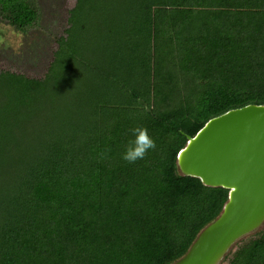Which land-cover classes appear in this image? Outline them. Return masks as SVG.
Wrapping results in <instances>:
<instances>
[{"label":"trees","instance_id":"obj_1","mask_svg":"<svg viewBox=\"0 0 264 264\" xmlns=\"http://www.w3.org/2000/svg\"><path fill=\"white\" fill-rule=\"evenodd\" d=\"M34 3L0 0V20L23 33ZM67 23L41 78L0 70V264H171L228 193L178 175V152L264 105V0H77ZM137 127L156 148L129 163ZM228 264H264V232Z\"/></svg>","mask_w":264,"mask_h":264},{"label":"water","instance_id":"obj_2","mask_svg":"<svg viewBox=\"0 0 264 264\" xmlns=\"http://www.w3.org/2000/svg\"><path fill=\"white\" fill-rule=\"evenodd\" d=\"M175 166L178 175L228 193L219 215L171 264H224L238 245L264 229V105L209 120L187 137Z\"/></svg>","mask_w":264,"mask_h":264},{"label":"rangeland","instance_id":"obj_3","mask_svg":"<svg viewBox=\"0 0 264 264\" xmlns=\"http://www.w3.org/2000/svg\"><path fill=\"white\" fill-rule=\"evenodd\" d=\"M76 1L35 0L34 4L40 14L39 20L36 25L23 33L15 31L0 20V70H15L31 78H41L53 60V54L57 48L56 40L63 37L64 31L68 28L69 11L75 6ZM87 17L88 30H86L85 35H91L89 31L92 27L98 28V33H95V36L108 34L105 31L106 26H102L103 30L100 29L97 18L91 20L93 17L90 15ZM99 42V40L96 41V49L101 51L102 45L100 46ZM21 56H23L21 59L17 58ZM13 62H21V64L16 65ZM263 232L264 229L246 240ZM229 258L224 264H228Z\"/></svg>","mask_w":264,"mask_h":264},{"label":"clouds","instance_id":"obj_4","mask_svg":"<svg viewBox=\"0 0 264 264\" xmlns=\"http://www.w3.org/2000/svg\"><path fill=\"white\" fill-rule=\"evenodd\" d=\"M131 134L134 139L130 141L122 158L129 163H135L137 160L143 159L149 150L155 149L156 143L146 128H133Z\"/></svg>","mask_w":264,"mask_h":264}]
</instances>
